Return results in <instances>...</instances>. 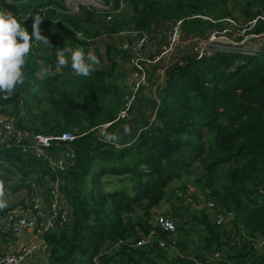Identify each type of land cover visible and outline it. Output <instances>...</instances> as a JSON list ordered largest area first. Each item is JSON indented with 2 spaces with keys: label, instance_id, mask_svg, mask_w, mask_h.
I'll return each mask as SVG.
<instances>
[{
  "label": "trees",
  "instance_id": "1",
  "mask_svg": "<svg viewBox=\"0 0 264 264\" xmlns=\"http://www.w3.org/2000/svg\"><path fill=\"white\" fill-rule=\"evenodd\" d=\"M63 6L64 0H0V11L19 16L15 17L29 34L32 18L46 17L52 51L42 57L33 49L23 68L24 84L17 86L10 99L0 98V113H8L31 132L58 133L76 127L79 133L68 141L52 138L48 147L51 153L71 148L74 154L72 165L56 172L70 214L58 232L43 235L50 245L49 264H156V259L160 264H264L263 253L235 242L242 233L239 228L247 236L258 234L264 239V46L254 55L228 56L218 50L166 64L161 82L154 84V98H147L153 120L140 124L117 147L103 143L97 131L99 123L115 117L112 99L118 100L117 85L104 64L114 57L109 56V46L104 63L96 52L100 65L87 78L72 72L67 53L69 67L55 71L56 50L67 45L76 49L84 43L75 36L79 24L96 20L105 24L106 20L103 13L87 7L79 8L81 16L75 18ZM125 7H129L125 21L133 28L147 31L155 22L179 18L182 35L184 30H194L187 33L192 39L207 32L203 29L210 27L212 16L231 14L226 0H126ZM256 21L254 29H264V20ZM35 57L45 59L54 74H36ZM60 119V127L52 124ZM107 131L117 133L110 127ZM16 147L1 150L8 162L16 160L20 176L12 185L28 191L29 171L54 174L41 157L21 153ZM102 174L116 177L121 186L102 190ZM183 175L190 176L201 190L205 188L215 205L232 211L233 228L216 223L203 207L193 210L184 196L177 195V210L183 205L187 208L179 218L188 217L186 230L193 223L191 232L198 239L192 245L181 239L170 245L171 235L148 219L151 208L167 192L168 182ZM185 187L180 180L171 192ZM146 234V242L134 244ZM227 247L226 258L213 256Z\"/></svg>",
  "mask_w": 264,
  "mask_h": 264
},
{
  "label": "rangeland",
  "instance_id": "2",
  "mask_svg": "<svg viewBox=\"0 0 264 264\" xmlns=\"http://www.w3.org/2000/svg\"><path fill=\"white\" fill-rule=\"evenodd\" d=\"M35 1H42V0H35ZM66 1H69L71 8L76 3V0H66ZM79 1L82 2V0ZM92 1H93L92 3L94 4L95 3L101 4L100 0H92ZM226 1L230 8L229 12H231V14H226L222 16H212L214 20H211L210 27L203 29V30L208 29L207 32L203 33L199 37L196 36L192 39V37L188 36L187 33L192 32L194 30L193 29L184 30L183 35H181V40L174 48V51L176 53H174L173 51V54L170 55L168 62L178 61L182 63L183 60L181 58L184 56H189L190 54L196 58L213 55L216 52H219L217 50L218 48H226V50H221V51H224L222 53L229 54L228 56H230L231 54H235V56L241 57L245 55H254L256 53L261 52V48L264 46V32H263V36H260L259 38L258 36H256L255 38L250 36V38H244L241 41V43H237L236 39L240 37L241 33H245L248 30L258 31L254 29V27H256L257 21H255L253 24L252 22L254 19L259 18L257 16L258 14L264 12V0H259L258 2L257 0H226ZM254 1L256 2L254 3ZM43 8L47 9L50 7H43ZM88 8H93V7L88 6ZM115 10L111 11L114 15L110 20L106 21L105 24H99L97 20L92 21V23H87V21L80 23L78 26L79 27L78 30H80L78 34L79 36H83V37L85 36L96 37L97 46H102L104 44L105 46H109V48L111 49L110 53L112 54V56H114L115 59H113L112 61L108 60L104 64L108 65L107 68H109L110 76L114 81V83L117 85V91L115 93L118 95L117 96L118 100H116L115 98L112 99V106L116 107L114 113L115 117L112 120L105 122H110L108 125H106L107 128L110 127L112 130H114V132H118L121 136V139H126V138H130V134L127 135L124 134L123 132L124 126H128L131 130L130 131L131 133L135 128L137 129L140 124L143 123L145 124L153 120V114H152L153 110H151L147 98L149 96L154 98L152 95L153 89L155 87L154 84L157 83L161 78H163L162 74L164 75L165 68H161L163 65V60L162 62L160 61L161 57H159L154 61L142 62V59L143 60L147 58L152 59L155 58L156 55L160 54L161 45L164 43L163 39L165 37L164 29L168 24L172 22L173 19L170 20L164 19L155 22L151 26L150 30L146 31L147 34L146 43L144 44V46L140 48V51L138 53H135L131 50H127V48L130 47V44L134 43V38L128 35L127 33V29L133 26L127 25L125 21L126 20L125 18L129 16L128 13L129 7H125V9H123L118 13ZM17 12L20 15H23L22 11H17ZM122 12L123 14H120ZM70 15L75 18H79L81 16V11H74V13H71ZM49 16L51 15L49 14ZM110 29H112V31H110ZM117 45L119 46V48L117 47ZM204 47L209 48L208 53L206 54L198 53L200 51H203ZM45 51L47 55L50 53V50L48 48ZM38 52L41 53L42 51L40 50ZM100 52H101V54L99 55L100 58L106 56L104 50H101ZM37 60H35L36 74L41 75V69L44 66L43 63ZM141 62L142 64L145 63L144 70L145 73L147 74V78H146L147 85L139 86L138 89L135 90L134 98H132L128 102V96H123V95L133 87L134 82L137 80L138 77H137L136 67L141 65ZM151 65L153 66L152 70H151ZM160 72L162 73L160 74ZM33 109L34 111L36 110V108ZM121 110H124V116L125 115L126 116L124 118L122 117L116 118ZM23 112L25 111L23 108H21L20 113L22 114ZM2 115L7 116V118H9L10 121H12V123L17 124L16 122H14V119H12L8 113H4ZM58 121H59L58 123L57 121H54L52 124L54 126L57 125L58 127H60L63 124V120L60 119ZM100 124L101 123H99L98 125L100 126ZM50 125L51 123L48 124V126ZM99 126H97V128ZM56 129L57 128L51 131H56ZM76 131H77L76 127H72L71 129L66 130L64 132H58V133L47 132V133L54 135H60L61 133H63L62 136L67 137V136H71L72 134L73 135L76 134ZM6 145H9V143H6ZM28 173L30 174L31 171H29ZM13 179L7 180L6 183L12 185L14 182ZM190 179L191 177L187 175H183L180 179H171L168 182L167 192H165L163 198L159 201V203L155 207L151 208V212L149 214L150 216L148 221L150 223H153L154 225H156L155 217L157 215H161V214L167 216L169 215V217L172 219V223L174 226V233L173 234L169 233L171 235L169 239L170 245L172 246L174 245L173 240L175 242L180 239L183 240V236L181 235L176 236L177 233L179 232L181 234L185 232L184 237H186L187 243L189 245H192L191 244L192 240L198 239L197 238L198 234L191 232V229L194 230L193 223L189 225L192 227H187L188 230H186V226L189 224L187 223L188 217L183 216L179 218V213L181 211L185 212L187 208L183 205L179 210H177L179 208L178 207L179 203L176 199L177 195L184 196L185 197V199H183L184 202L189 206H193L192 208L193 210L201 207L205 208V210L208 213V216H210V218L214 220V214L216 210L213 207L205 205L206 203L205 195L207 194L208 191L205 188L201 190L199 187L193 184ZM180 180L185 184L186 187L183 189H175L174 193L171 192L174 186L180 184ZM99 183L101 189L104 191L109 190L113 187L121 186V183L117 181L116 177L111 175L107 176V174L101 175V177L99 178ZM177 190H180L184 193H180V191ZM16 192L5 193L9 195V198L8 197L4 198L7 203L11 202L12 200H16L15 202L21 201L27 195L26 194L27 189L25 187H22V189L18 188ZM174 214H176L177 217H175ZM230 222H231L230 220H224L223 222H221V224L227 227L228 229H231L233 228V225ZM239 229L240 232L242 231V233L235 240L237 245L240 246L244 245L246 247H249L250 241L252 240H254L255 242L258 241V243L259 241L264 240L262 237L260 238L258 234H256L257 237L252 236L253 238L247 236L246 235L247 231H245L242 228ZM58 231L59 230H57L56 232ZM178 242L176 244H178ZM262 249L263 250H259L258 252L264 254V247H262ZM228 251H229L228 247L224 249V252L221 254L222 258H226L225 254ZM37 256L39 259L38 262L39 264H49L50 250L47 254H44V250L42 251L39 249ZM156 264H160L159 259H156Z\"/></svg>",
  "mask_w": 264,
  "mask_h": 264
},
{
  "label": "built area",
  "instance_id": "3",
  "mask_svg": "<svg viewBox=\"0 0 264 264\" xmlns=\"http://www.w3.org/2000/svg\"><path fill=\"white\" fill-rule=\"evenodd\" d=\"M92 2V0H82V2L76 0L75 5L71 8L69 1H67L71 13H74V11H77L79 8H88V6H92L96 12L103 13L106 21L113 17L114 14L111 11L116 9L115 11L118 13L126 6V0H118L116 3H114L113 0H100L101 4H94ZM38 16L42 18L39 25L41 34L46 36L49 41L50 34L49 31H47V29H49L48 25L45 23L44 17L41 14ZM257 16L259 19L264 20V12H261ZM200 17L211 19L207 15H201ZM256 19L253 20L252 24L256 21ZM180 21L181 19L179 18L172 20V22L165 27V37L163 39L164 43L161 45L160 54L156 55L155 58L152 59H142V62L154 61L161 57L160 61L162 62L163 60L161 68H164V66L169 63L168 59L170 55L173 54L174 48L181 40L182 30L180 28ZM263 32L264 29L258 31L248 30L245 33H241L240 37L236 39V41L237 43H241L244 38H250V36L254 38L258 36L259 38L260 36H263ZM78 33L79 31H76L75 36L84 43H78L76 48L86 50L87 52L91 50L96 54V52H98L95 49L97 46V38L93 36H79ZM127 33L134 38V43L130 44V47H128L127 50L138 53L140 48L144 46L147 41L146 30L131 27L127 29ZM117 47L119 48L118 45ZM47 48L50 50V41L49 45H45L42 42L33 40L31 52L34 49V54H38V51L40 50L42 52H46L45 50ZM66 49L75 48L67 45ZM208 49V47H204V50L198 53L206 54L208 53ZM217 50H226V48H218ZM67 55L70 56V53H67ZM142 62L141 65L136 67L138 78L134 82L133 87L123 95L128 96V102L134 98L135 90L139 86L147 85V74L144 70L145 63L142 64ZM161 73L162 72H160V74ZM125 116L124 110H121L116 118H124ZM109 123L110 122L101 123L100 126H106ZM62 134L63 133L60 135L32 133L26 129H17L7 116H3L2 114L0 115V145L6 143H9V145H17L22 153L30 152L37 157H41L54 173L51 175L48 173L40 174L31 172L27 178L29 189L26 192V197H24L19 203L9 208L0 210V242L5 249H0V264H23L25 261H32L35 255L38 254L39 249L42 251L44 250V254H47L49 252L50 245L44 239L43 235L59 230L69 220L70 204L61 189L60 180L56 175V172L72 165L74 154L70 148L58 149L56 152L52 153L48 150V147L51 144L50 140L52 138H60L63 141H68L76 135L72 134L71 136L63 137ZM31 138H34V140ZM205 197V205L213 207L216 210L214 214V221L216 223H221L224 220L232 218L233 214L231 210L222 209L215 205L214 202L208 199L207 194ZM155 221L156 225L161 230L167 231L170 234L174 233L172 219L169 216L163 214L157 215L155 217ZM164 224H170L171 227L166 229ZM26 228L34 230V232L38 235L37 240L30 243H22L14 248L15 237ZM148 236L149 234L139 236L134 241V244H143L147 241ZM158 244L164 245V241L159 240ZM250 246L257 252L259 250H263L262 247H264V240L259 241V243L258 241L255 242L252 240L250 241ZM213 256L219 258V256H221L220 251H214Z\"/></svg>",
  "mask_w": 264,
  "mask_h": 264
},
{
  "label": "clouds",
  "instance_id": "4",
  "mask_svg": "<svg viewBox=\"0 0 264 264\" xmlns=\"http://www.w3.org/2000/svg\"><path fill=\"white\" fill-rule=\"evenodd\" d=\"M32 21L33 31L31 34H29L27 29L18 22L17 18L12 14V12L0 11V98L5 100L10 99L17 86L23 85L25 82L23 68L26 64L27 57L32 50L33 40L42 42L45 45H49L48 38L41 34V30L39 28L42 18L35 16L32 18ZM66 53H70V68L76 76L87 78L93 72L98 70L100 59L96 56V54L91 50L85 53L82 49L76 48L57 51V62L55 67L56 72L61 71L65 67H69V60ZM49 54H52L51 47ZM38 55L43 57L46 55V52L38 53ZM35 58L36 60L39 59L37 61L43 63V66H45V59L43 61L39 57ZM41 71L45 76L54 74V70L51 65L43 67ZM37 91L38 88L34 87L33 92ZM97 131L99 132V136L103 143L111 144L117 147L119 146L121 136L118 132H108L107 126L103 125L99 126ZM130 131L131 130L128 126H124V134H130ZM4 195L5 193L3 186L0 185V210L7 207V202L4 199ZM164 227L167 229L170 228L171 225L164 224Z\"/></svg>",
  "mask_w": 264,
  "mask_h": 264
},
{
  "label": "crops",
  "instance_id": "5",
  "mask_svg": "<svg viewBox=\"0 0 264 264\" xmlns=\"http://www.w3.org/2000/svg\"><path fill=\"white\" fill-rule=\"evenodd\" d=\"M105 48H106V46L104 44L102 46H96L95 47V49L98 51V54L99 55L101 54V52H100L101 50H104V53H106ZM109 56H112V54L110 53ZM101 59H102V62L101 63H104V61L107 60V57L104 56ZM111 59L113 60L115 58L114 57H111ZM13 124H14L15 128L22 129V127L18 126L17 124H15V123H13ZM107 129H109V127ZM9 147H11V146H8L6 144H1L0 145V155H1V157L3 155V153L1 152V150L3 148L8 149ZM19 152H21V151L19 150ZM13 162L16 163V160H14ZM14 163L8 162L7 159L6 158L4 159L3 157L0 160V185L3 186L4 193H8V192L15 193L18 190V188H19L17 185H10V184L6 183L7 180H12L14 177H19L20 176V174L18 173V171L15 170L16 164H14ZM14 179H16V178H14ZM5 197H8L9 198V195L8 194H5L4 195V198ZM15 201L16 200H12L11 202L7 203V207L6 208H9V207H11V206H13V205H15V204H17V203L20 202V201H17V202H15ZM6 208H4V209H6ZM178 234L179 233H177L176 236H178ZM37 238H38V235L34 232V230H30L29 228H26L25 230H23L20 234H18L15 237V241H14V246L13 247L16 248L17 246H19L22 243H30V242L36 241ZM183 240L185 241L186 240V237L183 236ZM195 242L197 243V239H195ZM195 242H194V244H196ZM0 249L1 250H5L1 242H0ZM169 249L174 250L175 248L169 246ZM38 262H39V259H38V256L36 254L35 257L32 259V261H25L23 264H27V263H30V264H39Z\"/></svg>",
  "mask_w": 264,
  "mask_h": 264
},
{
  "label": "bare ground",
  "instance_id": "6",
  "mask_svg": "<svg viewBox=\"0 0 264 264\" xmlns=\"http://www.w3.org/2000/svg\"><path fill=\"white\" fill-rule=\"evenodd\" d=\"M63 9L68 12V13H71L70 9H69V6H68V3L66 0H64V6H63Z\"/></svg>",
  "mask_w": 264,
  "mask_h": 264
},
{
  "label": "water",
  "instance_id": "7",
  "mask_svg": "<svg viewBox=\"0 0 264 264\" xmlns=\"http://www.w3.org/2000/svg\"><path fill=\"white\" fill-rule=\"evenodd\" d=\"M32 140H34V138H31Z\"/></svg>",
  "mask_w": 264,
  "mask_h": 264
}]
</instances>
